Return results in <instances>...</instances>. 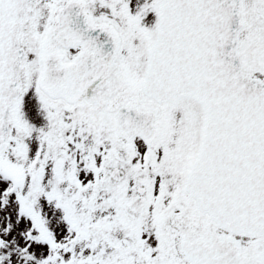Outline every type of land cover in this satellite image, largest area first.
I'll return each mask as SVG.
<instances>
[{
    "label": "snow or ice",
    "instance_id": "snow-or-ice-1",
    "mask_svg": "<svg viewBox=\"0 0 264 264\" xmlns=\"http://www.w3.org/2000/svg\"><path fill=\"white\" fill-rule=\"evenodd\" d=\"M0 264H264V0H0Z\"/></svg>",
    "mask_w": 264,
    "mask_h": 264
}]
</instances>
